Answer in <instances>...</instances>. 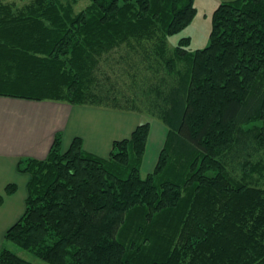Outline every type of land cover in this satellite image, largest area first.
I'll list each match as a JSON object with an SVG mask.
<instances>
[{"label":"trees","instance_id":"1","mask_svg":"<svg viewBox=\"0 0 264 264\" xmlns=\"http://www.w3.org/2000/svg\"><path fill=\"white\" fill-rule=\"evenodd\" d=\"M73 1L0 4V95L131 111L120 79L132 73L136 90L150 84L165 143L143 176L150 121L107 158L81 137L64 151L57 133L46 159L19 163L31 175L26 209L0 264H37L7 243L48 264H264V188L253 181L264 170V0L220 3L197 50L190 36L168 48L196 0H92L79 13ZM117 48L127 63L113 78L102 63Z\"/></svg>","mask_w":264,"mask_h":264},{"label":"crops","instance_id":"2","mask_svg":"<svg viewBox=\"0 0 264 264\" xmlns=\"http://www.w3.org/2000/svg\"><path fill=\"white\" fill-rule=\"evenodd\" d=\"M140 119L135 113L104 106L0 95V242L4 243L7 230L26 209L31 175L20 171L22 159H46L57 133L62 135L64 151L75 137H81L87 151L107 158L114 142L130 137L141 124ZM152 130L153 125L142 167L148 156ZM167 131V127L163 129L155 160L151 162L154 167ZM10 184H15L17 190L9 195L6 189Z\"/></svg>","mask_w":264,"mask_h":264},{"label":"rangeland","instance_id":"3","mask_svg":"<svg viewBox=\"0 0 264 264\" xmlns=\"http://www.w3.org/2000/svg\"><path fill=\"white\" fill-rule=\"evenodd\" d=\"M223 1H226V0H196V6L198 9L196 17L194 18L192 23L188 27H186L181 33L168 38L169 39L168 48L175 47L178 41L180 40V38L183 36L191 37L190 48L192 50H197L199 48L206 47L210 42V33L212 29L213 13L215 9L219 6V4L222 3ZM31 2L32 0H0V4H3V5L10 4V5H14L16 8H23ZM91 4H92V0H74L73 10L75 13H79L81 11H84ZM127 50L128 49H125V48L115 49L114 52L110 54L107 62L104 61L103 62L104 64L102 63V66H103L102 69L108 71V73L113 78L115 77V73L118 75V73L113 70V67L115 69H119V67L122 64L125 65V63H127L125 62L126 60L122 59V56L126 54ZM169 53L171 54L172 52H170L169 50ZM151 62H153V58H151ZM143 67L146 68L145 65H143ZM144 72L149 76H152L153 74V70L150 69V67L149 69H145ZM141 75H144V73L142 72ZM120 81H123V83H125L126 85L125 86L126 90H124L125 93L127 94L128 98H130L131 100H133V102H135L134 105L137 106V110H131L128 112H132V113H135L136 115H139L141 118L139 122L144 123L146 121H150L151 124L153 125L152 136H151L152 139L150 142V146L148 148V156L142 167V175L146 176L154 168V165L151 164V162L152 160H155L154 158L156 157V152L158 150L157 148L160 145V140L163 137V129L166 128V125L163 123L162 120H159V118L151 115V113L147 111L149 107L148 105H150L149 98L151 95V88L149 87L150 86L149 82L146 88L141 82H138V85H143L144 87L142 91H138L140 89L136 90V88L132 87L133 82L136 81V79L132 78V73H130V76H128L127 73L125 75L123 74V76L121 75ZM161 145L164 146L163 143ZM146 151H147V148H146ZM259 155H260L259 156L260 159H264V150H261V153ZM145 156H146V152H145ZM236 173L238 174L237 176L239 178L242 177L239 171ZM253 178H254L253 181L256 183L257 186L264 188V170L262 173H255ZM2 242H0V246L1 244H3ZM8 244L12 249H14L21 256H24L27 259H30L36 262L37 264H48L45 261H42L32 256L29 252L19 249L14 244L7 243V245Z\"/></svg>","mask_w":264,"mask_h":264}]
</instances>
